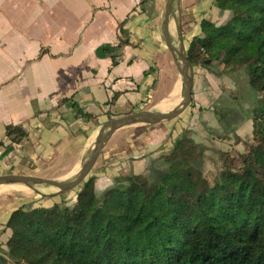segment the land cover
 Instances as JSON below:
<instances>
[{
	"label": "crops",
	"instance_id": "crops-1",
	"mask_svg": "<svg viewBox=\"0 0 264 264\" xmlns=\"http://www.w3.org/2000/svg\"><path fill=\"white\" fill-rule=\"evenodd\" d=\"M164 3L0 0V174L66 179L78 170L103 122L141 109L165 112L179 101L181 78L161 31ZM174 10L185 51L189 40L201 34L202 19L219 25L229 17V11L219 10L212 0H179ZM169 31L176 42L173 19ZM120 40L128 42L116 48L114 63L110 56L95 55L97 46L116 45ZM221 76L225 75L194 68L192 99L185 112L175 120L152 124L125 148L120 149V143L133 134L126 130L131 126L115 130L88 174L95 178V193L118 174L130 169L139 173L153 164L182 128H196L199 133L203 126L220 128L214 112L205 108L208 90L202 88L227 86L219 84ZM249 89L246 81L241 92ZM8 124L25 131L19 142L6 136ZM234 129L236 135L247 139L252 126L245 135ZM18 185H0V193L8 194L0 195V264H10L5 254L10 236L6 220L26 202L22 196L15 197L17 191L22 192ZM7 191L13 192L10 195Z\"/></svg>",
	"mask_w": 264,
	"mask_h": 264
},
{
	"label": "trees",
	"instance_id": "trees-1",
	"mask_svg": "<svg viewBox=\"0 0 264 264\" xmlns=\"http://www.w3.org/2000/svg\"><path fill=\"white\" fill-rule=\"evenodd\" d=\"M212 1L229 17L202 19L185 54L193 67L245 75L256 96L246 150L209 177L206 148L184 127L145 174L120 173L99 194L88 175L69 199L22 204L5 223L10 264H264V0ZM127 42L95 55L114 63ZM5 134L26 133L8 124Z\"/></svg>",
	"mask_w": 264,
	"mask_h": 264
},
{
	"label": "rangeland",
	"instance_id": "rangeland-1",
	"mask_svg": "<svg viewBox=\"0 0 264 264\" xmlns=\"http://www.w3.org/2000/svg\"><path fill=\"white\" fill-rule=\"evenodd\" d=\"M25 1L35 2V0H25ZM171 31L174 34L173 27H171ZM193 68L197 69V67H193ZM229 76L228 75L221 76L222 81L219 82V84L221 83L227 86H210V88H206V87L202 88L205 90V92L208 90V92L204 94L205 97L204 102L206 104L205 108L214 112L217 120L220 121L222 126L220 128L213 127V129L211 128V126L208 127L209 129L203 126L204 131L202 129L201 130L202 133L196 131V128L190 129L191 132L193 131V134L191 133V137L193 138V140L195 142L202 143L206 148L203 153L202 162H203V170L209 177L214 173L215 170L219 168L224 158H230L231 156H234L236 152L237 153L244 152L246 150L247 144H249L251 141L250 137L247 139L246 138L243 139L240 138V140L237 139L236 137L238 136L235 134V129L233 130V128L237 127L238 132H240L241 135H245L248 132H250V127L252 126L251 114L253 107L255 106L256 96L250 89L247 92L245 90L243 93L241 92L243 90V87L245 88L246 85V77L242 72H237L232 79ZM232 83L235 84V86H231ZM202 89H200V92L202 91ZM210 106L212 107V109L210 108ZM184 112L185 111H183L182 114ZM173 120H175V118ZM163 122L164 121L159 122V125H161ZM130 126L131 127H127L128 129L126 130H129V132L133 134L127 136L129 138L126 140L124 144L122 143L123 145L120 143L121 146L120 149H122L123 146L125 148L128 141L132 140L134 136H138V134L142 132H148L149 129L147 128H151V125L145 126V124L139 126L138 125H130ZM144 126L145 129H143ZM229 128L231 129L228 130ZM143 136H145V134ZM130 144L134 145L133 143ZM151 165L152 164L146 166L142 171H139V173H144V174L147 173L148 168ZM142 168L143 166H139L140 170ZM133 171L134 169H130L127 172H133ZM137 172L138 171L136 172L134 171V173ZM18 186H20L22 192L17 191L16 193L17 195H15V197L22 196L24 198L23 200H26L24 204H27L29 202H32L34 204H48L49 202L52 201H60V199L63 197L66 200L71 198L74 190L78 188L76 187V189L74 190L72 189L60 195L51 197L48 195H41L37 191L32 190L24 185H18ZM54 190L55 189L51 187H39V191L43 192L44 194L53 192ZM7 192L10 193L11 195L13 191L12 192L7 191ZM0 195L6 196L8 194L0 193Z\"/></svg>",
	"mask_w": 264,
	"mask_h": 264
},
{
	"label": "water",
	"instance_id": "water-1",
	"mask_svg": "<svg viewBox=\"0 0 264 264\" xmlns=\"http://www.w3.org/2000/svg\"><path fill=\"white\" fill-rule=\"evenodd\" d=\"M178 1L179 0H165L163 17L161 20V31L165 45L171 54L172 61L181 78V97L179 101L170 110L165 112L141 109L109 118L103 122L99 126L94 140L85 153L78 170L66 179L47 178L31 174L10 172L0 174V185L20 184L37 191L41 195H48L51 197L60 195L72 189L74 190L87 178L97 156L115 130L128 125H152L161 121L166 122L179 116L190 105L192 99L191 87L194 68L187 61L180 31L179 18L174 10ZM170 19H173L174 22L177 38L176 42L172 39L169 31ZM39 187H51L55 190L44 194L39 191Z\"/></svg>",
	"mask_w": 264,
	"mask_h": 264
},
{
	"label": "bare ground",
	"instance_id": "bare-ground-1",
	"mask_svg": "<svg viewBox=\"0 0 264 264\" xmlns=\"http://www.w3.org/2000/svg\"><path fill=\"white\" fill-rule=\"evenodd\" d=\"M171 108V107H170ZM7 186V185H6ZM4 190V189H3Z\"/></svg>",
	"mask_w": 264,
	"mask_h": 264
}]
</instances>
